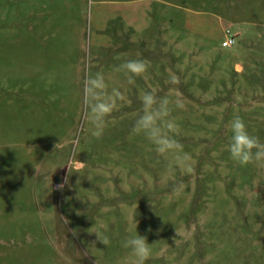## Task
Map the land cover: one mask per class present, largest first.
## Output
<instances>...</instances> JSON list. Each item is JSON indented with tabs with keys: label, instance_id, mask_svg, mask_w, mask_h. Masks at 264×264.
Masks as SVG:
<instances>
[{
	"label": "rangeland",
	"instance_id": "obj_1",
	"mask_svg": "<svg viewBox=\"0 0 264 264\" xmlns=\"http://www.w3.org/2000/svg\"><path fill=\"white\" fill-rule=\"evenodd\" d=\"M162 102L160 151L140 122ZM237 115L264 143V0H0V264H136L134 215L144 264H264Z\"/></svg>",
	"mask_w": 264,
	"mask_h": 264
},
{
	"label": "clouds",
	"instance_id": "obj_2",
	"mask_svg": "<svg viewBox=\"0 0 264 264\" xmlns=\"http://www.w3.org/2000/svg\"><path fill=\"white\" fill-rule=\"evenodd\" d=\"M128 72L133 74H138L144 70V64L140 61H128L123 65ZM93 88L101 86L99 79L93 80L91 82ZM91 91V90H90ZM93 97L96 96L95 92H92ZM145 105L150 106L154 101L153 97L149 94L144 98ZM166 102H162L161 107L158 111H153L152 113H146L141 119V126L147 130L148 136L153 140L154 143L158 145V150L163 151L167 148L174 147V142L167 140L160 134V130L155 126V120L163 115H166L167 110L164 107ZM109 105L104 102H97L93 108V123L97 129L94 135H99L102 131L103 125V115L109 111ZM171 128L172 125L168 124ZM230 137L227 145V151L229 158L236 164L245 166L249 163L256 162L257 164L264 165V143L251 135L246 127L245 122L240 116H234L229 123ZM10 147L9 145H5ZM4 146V147H5ZM132 222L135 224V231L129 232L122 241V247L129 250L135 258L136 264H144V261L150 254V245L147 242V237L141 235L137 232V223L135 215L132 217ZM100 242L104 245L109 243L108 237L105 236L100 239Z\"/></svg>",
	"mask_w": 264,
	"mask_h": 264
},
{
	"label": "built area",
	"instance_id": "obj_3",
	"mask_svg": "<svg viewBox=\"0 0 264 264\" xmlns=\"http://www.w3.org/2000/svg\"><path fill=\"white\" fill-rule=\"evenodd\" d=\"M224 36L225 38L222 40L221 45L222 46H230L234 43V35H232L228 28H224Z\"/></svg>",
	"mask_w": 264,
	"mask_h": 264
}]
</instances>
